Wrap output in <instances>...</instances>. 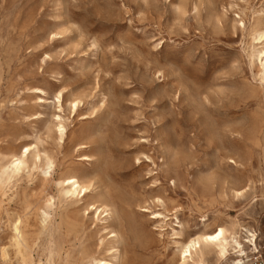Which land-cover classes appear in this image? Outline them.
Listing matches in <instances>:
<instances>
[{"label":"rangeland","instance_id":"1","mask_svg":"<svg viewBox=\"0 0 264 264\" xmlns=\"http://www.w3.org/2000/svg\"><path fill=\"white\" fill-rule=\"evenodd\" d=\"M257 32L264 0H0V161L30 146L27 168L0 190V264H86L112 248L117 264H181V243L235 218L257 233L246 264L264 262ZM46 157L54 168L41 186ZM65 171L81 175L85 197L58 198ZM217 175L225 184H211ZM205 181L204 193L195 184ZM118 191L140 235L122 218ZM26 207L36 234L19 263L6 222Z\"/></svg>","mask_w":264,"mask_h":264},{"label":"bare ground","instance_id":"2","mask_svg":"<svg viewBox=\"0 0 264 264\" xmlns=\"http://www.w3.org/2000/svg\"><path fill=\"white\" fill-rule=\"evenodd\" d=\"M255 36H256L255 40L260 43L262 40H264V32H257ZM263 47H264V43L262 44L260 48L253 49L252 54H251V56L255 54V56L260 61V64L262 67L261 68L262 76L260 75V78L264 77V49ZM37 90L40 91L41 93L40 89H37ZM72 105H73L72 108H74L75 104H72ZM208 135L210 139L219 138V135L217 134V129L212 124L208 125ZM23 149L24 151L20 153L16 151H13L12 153H10L8 155V161L6 163H2L0 161V190L4 186H9L10 184L13 183V181L17 180V178L20 176V174L23 171V166L24 168H27L26 163L24 162L23 159L26 157V154L29 153L30 146H25ZM33 158L37 162L39 161L37 153H35ZM84 159H87V158H84ZM174 161H175L174 165L178 166L179 159L177 158ZM52 168H54L53 162L49 158L46 157L45 158V170L42 172L44 179L40 183L41 186L46 183L47 175L49 174V171ZM65 174L69 175V171H65L59 174L57 178L56 187L58 188V198L66 201L67 199L72 200L71 197L77 198L78 196H81V199L85 197L89 187L84 185L82 181H80L81 175L79 173H73L71 174L72 176L64 179L62 176ZM214 180H217L220 183V185H223L226 182V178L224 176H219V175H217V177L211 180V184H213ZM173 184L175 185L174 182ZM195 185L197 186L198 190H202L204 191V193L208 190L207 186H209V184H207L206 181L205 183L199 182ZM241 187H242L241 180L236 179L233 182V186H232L233 198L238 199L243 196L244 192L240 190ZM112 193L114 195L113 199L117 200L122 205V208H123L122 218L128 223V225L130 226L134 234L140 235V232H141L140 226L135 222L134 218L125 211V208L129 207L131 202L122 192L118 191V192H112ZM43 201L45 203L43 208L45 209H43L41 212V219H42V222L44 223L46 220L49 219V215L47 214V209L51 208L53 198L45 197ZM94 204H88L86 207V211L93 210L97 212L99 208H95ZM106 207L107 206H102V209L104 208V210L99 211L97 214V217L108 211L106 210ZM0 209H1V206H0ZM28 210L29 208L26 207L22 215H16V217L13 219L8 218L6 222V227L12 230L13 232V244L11 245V248L13 249L14 256L19 263L26 262L27 260L26 254L28 253V250L30 249L29 248L30 240L36 234L34 220L32 217H30ZM155 215L156 216L152 217L153 219L162 217V215L160 216L159 214H155ZM245 226H247V223L241 222L237 218H235L226 223H222L220 226H217L215 231L211 234L201 233L197 235L196 237L189 239L186 243H181L180 249L178 250L181 264H184L186 261H188L189 258H191L192 252L194 253V255L197 254V256L195 255L197 258L194 262L192 260V264H207L205 261L206 257H212L214 259V264H246L248 263L250 261L249 257L257 253V242L255 240L257 233L254 231L251 225H248L247 228ZM110 234H112L110 238L117 237V235H115L114 232H111ZM178 235H179L178 233L174 234L175 237ZM142 237L143 235H141V241L144 245H146L148 243V240L145 238L142 239ZM55 251H56V246L54 245L52 252H55ZM3 256L6 259H8V251L4 250ZM118 256H119V251L117 250V248H112L108 260H100V259L95 260L94 258H91L86 264H117L119 260ZM230 257L232 258V260L227 261L228 259H230Z\"/></svg>","mask_w":264,"mask_h":264},{"label":"built area","instance_id":"3","mask_svg":"<svg viewBox=\"0 0 264 264\" xmlns=\"http://www.w3.org/2000/svg\"><path fill=\"white\" fill-rule=\"evenodd\" d=\"M263 249H264V247H263ZM257 261V260H256ZM259 264H263L264 262H262V260H260V261H257Z\"/></svg>","mask_w":264,"mask_h":264}]
</instances>
